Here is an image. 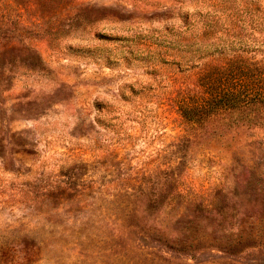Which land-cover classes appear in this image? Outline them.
<instances>
[{"label": "rangeland", "instance_id": "rangeland-1", "mask_svg": "<svg viewBox=\"0 0 264 264\" xmlns=\"http://www.w3.org/2000/svg\"><path fill=\"white\" fill-rule=\"evenodd\" d=\"M247 59L264 0H0V264H264V128L177 105Z\"/></svg>", "mask_w": 264, "mask_h": 264}, {"label": "trees", "instance_id": "trees-1", "mask_svg": "<svg viewBox=\"0 0 264 264\" xmlns=\"http://www.w3.org/2000/svg\"><path fill=\"white\" fill-rule=\"evenodd\" d=\"M261 64L234 60L230 68L204 69L177 105L185 122L204 132L226 134L235 128H264V71Z\"/></svg>", "mask_w": 264, "mask_h": 264}]
</instances>
